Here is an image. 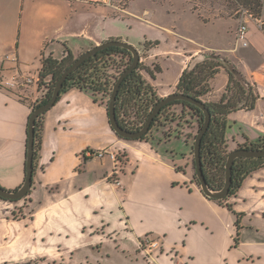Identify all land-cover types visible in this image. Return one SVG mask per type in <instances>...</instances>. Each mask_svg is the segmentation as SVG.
Listing matches in <instances>:
<instances>
[{
  "label": "crops",
  "instance_id": "1",
  "mask_svg": "<svg viewBox=\"0 0 264 264\" xmlns=\"http://www.w3.org/2000/svg\"><path fill=\"white\" fill-rule=\"evenodd\" d=\"M18 6L22 22L26 12L27 19L42 28L35 29L30 46L22 48L19 40L3 37L4 25L0 26V88L17 80L13 88L18 86L23 92L11 97L0 91L2 128L6 126L3 120L12 117L11 106L18 115L13 159L0 151V185L9 190L19 188L26 176L28 120L44 92L38 86L42 59L52 56L61 60L109 39L123 40L137 19L130 12L116 17L108 0H0V19L10 18L4 9ZM248 26V45L231 44L222 56L253 87L258 98L250 110L258 108L261 115L256 120L263 123L256 131L229 123L230 150L264 137V30L255 21L248 20ZM161 30L178 36L165 26ZM188 41V48L175 52L182 57V65L173 85L159 88L150 79L160 98L174 93L182 72L194 58L206 53L201 43ZM31 72L35 76L29 77ZM7 76L14 81L4 82ZM28 78H33L32 82L23 84ZM29 84L35 87L28 88ZM231 114L229 121L238 123L241 118ZM162 132L155 135L156 141L125 140L112 128L103 100L96 101L90 92L79 88L62 93L45 114L38 166L26 198L27 209L32 211L27 218L37 238L29 251L23 247L1 253L0 262L42 249L64 263L77 260L85 264L92 261L89 258L95 257L97 249L94 259L106 254L117 261L123 258V264H148L139 242L149 237L160 240L156 264H264V167L247 176L235 195L219 203L206 196L194 179L192 147L183 154L187 160L184 166L176 159L175 148H160ZM186 142L189 146L190 141ZM87 148L119 153L121 161L108 154L84 158L81 154Z\"/></svg>",
  "mask_w": 264,
  "mask_h": 264
},
{
  "label": "trees",
  "instance_id": "2",
  "mask_svg": "<svg viewBox=\"0 0 264 264\" xmlns=\"http://www.w3.org/2000/svg\"><path fill=\"white\" fill-rule=\"evenodd\" d=\"M192 1H200L202 3L209 1V14H215V18L229 17L233 15V13H230L231 7L224 9L227 13H223V11L215 13V11L217 12L222 9V1L224 0ZM225 1L230 2L231 0ZM235 1L242 7L253 10V13L256 15H260L264 12V5L261 0ZM208 54L219 55L216 53ZM74 60L75 58L72 54H68L61 60L53 58L52 56L44 57L42 59L38 86L44 89V92L42 97L33 105L32 111L40 104L49 100L57 80ZM132 60V53L126 48L110 46L102 49L97 54L87 59L77 70L69 75L64 82L61 94L69 89L79 88L90 92L96 101L103 100V102L108 105V99L118 75L131 64ZM141 64L142 63L140 62L138 67L125 78L121 84L116 100L117 119L123 128L130 131L140 129L145 124L154 105L162 99L158 96L157 91L150 80L155 78V74L160 72V68L156 65L155 68L151 70L142 67ZM222 69H225L228 73V85L218 102H207L205 97L212 91L211 80ZM236 71L235 66L230 69L223 62L215 58H207L198 62L192 68L187 67L182 72L176 86L177 92L188 94L203 101L210 110L211 123L202 140L201 154L204 175L208 184L213 189H219L224 185L225 164L228 154L232 151L229 149L226 136L230 122L229 116L233 111L240 109L239 104L243 101H245V103L241 108L247 110L253 109L255 101L258 98L251 85L249 89L243 85L242 79L245 81L246 79L241 73L239 75L242 79H239ZM146 75H149V77ZM45 114L46 113L41 114L37 118L35 124L34 173L38 166V155L42 141L41 131ZM183 123L186 124V128H190L191 132L194 128H196L198 132L204 123L203 111L198 106L185 100L171 101L164 105L154 118L149 132L137 140H150L149 135L154 131L163 130L165 132V130L171 128V126H182L181 124ZM179 132L181 133V131ZM163 135L166 137L165 133ZM185 136L187 141H190L191 147H193L196 135H190L187 133ZM243 147L253 149L262 148L264 147V137L259 138L255 142L238 145V148ZM120 157L122 156H119L117 161H121ZM263 167L264 157H241L236 159L233 165V180L228 197L223 199H210L219 203H224L229 197L238 192L247 176ZM228 206L231 208V205ZM4 264L9 263L5 262ZM12 264L20 263L16 262Z\"/></svg>",
  "mask_w": 264,
  "mask_h": 264
},
{
  "label": "rangeland",
  "instance_id": "3",
  "mask_svg": "<svg viewBox=\"0 0 264 264\" xmlns=\"http://www.w3.org/2000/svg\"><path fill=\"white\" fill-rule=\"evenodd\" d=\"M208 3L209 1L202 3L200 1L192 0H108V4L114 9L116 17H122L131 13V16L137 18L136 24L132 22L133 27L127 28V31L130 29L128 35H123L122 38L139 49L141 58H144V61L141 60L142 67L153 70L157 65L160 68V72H157L155 74V78L152 79L154 84L159 88H169V86H172L177 80L182 65V57L176 55L175 52H183L186 48H188L190 45L188 39H194L201 43L203 45L202 49L205 50L204 52L206 53H216L223 56L227 55L226 48L229 45L237 44L236 31L240 23L239 21L242 18L241 9L244 7L239 5L235 0H231L230 2L224 0L222 1V9L217 12L215 11V13H220L221 11H223V13H227L224 9L231 7L230 13H233V15L229 17L215 18V14H209L210 9ZM4 11L6 13L7 11L10 12V18L4 17L2 20L0 19V26L2 27L4 25L3 32V29H1L3 37L9 38V40H19L22 48L30 46L31 35L35 34L33 33L35 32V29L41 30L42 25L27 19L26 12L22 22V12L20 6L16 9L7 8L4 9ZM251 11L254 12L253 10ZM220 18H222V20H219ZM145 20L149 23H145ZM236 20L238 21L237 24ZM203 21L209 22V24H206ZM163 26L174 30L178 36L161 30ZM172 26H174L175 29H173L174 27ZM153 36L154 38L156 37L153 41H148L146 39ZM82 53H80V55ZM150 53L154 55L146 60ZM78 56L79 55H73L74 58H77ZM236 64H239L238 61H236ZM30 76H35V72L29 73V77ZM146 76L149 77V75ZM228 79V73L225 69H222L218 74H216V76L211 80L212 91L205 97V100L207 102H218L228 85ZM6 80L14 81L12 76L5 77L4 82H6ZM17 82L18 81L15 80V83ZM33 87H35L33 84L28 85V88L33 89ZM26 90L25 92H27ZM0 91L10 95L11 97H17L20 93H23L18 86L15 88H7L6 85H4L0 88ZM18 99L21 100L22 98L19 97ZM10 108L13 110L12 117H6L3 120L6 122V126L4 128L0 125V151L3 155L6 154L8 159L12 160L15 150L16 133L18 131V115L17 110H15L13 106ZM243 111H245V109H243ZM231 115L232 118H241L238 123L232 121L234 119L229 122L232 126L235 124L237 129L244 127L247 131H256V129H258L263 123L260 119L259 121L256 120L260 118L261 115L258 108L249 111L247 110L245 112L237 110L232 112ZM243 115L246 116V119H242ZM255 120L256 123L252 127L251 124H253ZM181 125L182 126L173 125L169 129H164L165 132H163L166 135L170 134V136H164V138H162L164 134L162 132L163 134L159 137L163 140L161 142L162 144L159 143L161 144L159 146L163 150L175 148V153H177L176 159H178V162H181L185 166L187 160L183 154L187 151V149L191 148L190 142L189 146L186 142L187 138L185 134L187 135L188 133L190 135H197V129L194 128L191 132L190 128H186V124L183 123ZM179 131H181V133ZM156 134H158V130L150 134L149 138L156 141V139H154ZM3 136L6 137L5 140H7L8 144L5 143ZM193 168L194 177L197 178L195 174L196 170L194 159ZM187 171L190 173L191 168H188ZM195 180L198 183V180ZM27 196L28 195L11 203H5L4 200L0 199V254L14 250L17 251V249H21L23 247L25 250L29 251L31 249V245L35 242L34 238H37L36 236H33L32 225L30 223V219L27 218L32 212L30 209H27ZM97 251L98 250L96 249L93 252L95 257L89 258V260L92 261H86L85 264H123L122 262H124L123 258L122 260L117 261L114 257H109L106 254L104 257L94 259L98 255ZM30 253H32V255L25 256L24 258L18 260H12L8 263L67 264L59 259L51 258L48 256L47 252H44L42 249H32ZM103 253H106V248L103 249ZM96 260H99V262H95ZM0 264H4V262H0ZM68 264L79 263L77 260H72L71 262H68Z\"/></svg>",
  "mask_w": 264,
  "mask_h": 264
},
{
  "label": "water",
  "instance_id": "4",
  "mask_svg": "<svg viewBox=\"0 0 264 264\" xmlns=\"http://www.w3.org/2000/svg\"><path fill=\"white\" fill-rule=\"evenodd\" d=\"M110 46H117L128 49L133 56V60L131 64L118 76L116 82L114 83L112 87V91L108 100V114H109V120L112 128L114 131L122 138L130 139V140H137L142 138L146 133L149 132V129L152 125V122L154 121V118L157 116V114L160 112L162 107L166 105L167 103L174 101V100H185L188 102H191L192 104L198 106L204 114V123L202 127L197 132V135L194 140L193 144V156H194V165L196 170V177L199 183V186L201 187L203 193L208 196L209 198L213 199H223L225 197H228L232 185V172H233V165L236 159L244 157V158H259L264 157V147L259 149H253V148H236L230 151L228 154L226 164H225V181L224 185L219 189H213L208 184L206 177L204 175L203 171V163H202V154H201V146H202V140L204 137V134L209 128V125L211 123V113L209 108L207 107L206 103H204L201 100H198L194 98L193 96H190L185 93H179L174 92L171 93L162 99H160L152 108L151 112L149 113L145 124L138 130L130 131L125 128H123L116 116V100L117 96L121 87V84L125 80V78L138 67L139 63L141 62V55L139 49L131 44L130 42L122 39H109L107 41H104L98 45H95L79 55L75 60L71 63V65L65 69V71L61 74L59 79L57 80L53 93L49 100L43 104H40L35 109H33L32 113L30 114L29 120H28V140H27V155H26V176L21 184V186L15 190H9L4 188L0 185V198L8 201H17L28 195L32 189L33 186V180H34V154H35V148H34V140H35V124L37 118L43 114L46 113L50 108H52L56 102L58 101L61 90L63 88L64 82L67 80L69 75L73 73L75 70H77L87 59L91 58L95 54H97L100 50L105 49ZM207 58H215L221 62H223L228 68H233L234 65L228 61L225 57L222 55H212L208 53L201 54L200 56L193 59L191 62L189 68H192L195 64L198 62H201ZM237 72V77L239 79H242L240 77V72ZM243 85L249 89L250 84L242 79ZM245 101L241 102L239 104V108H241L244 105Z\"/></svg>",
  "mask_w": 264,
  "mask_h": 264
},
{
  "label": "built area",
  "instance_id": "5",
  "mask_svg": "<svg viewBox=\"0 0 264 264\" xmlns=\"http://www.w3.org/2000/svg\"><path fill=\"white\" fill-rule=\"evenodd\" d=\"M264 5V0H261ZM264 8V6H263ZM241 21L239 23L238 29L236 31V39L238 43H241L243 46H247L248 41V33H249V26L248 20L255 21L258 26L264 30V21H263V13L260 15L254 14L247 8L241 9ZM33 79V78H32ZM31 78L24 80L22 83H30L32 82ZM15 82H6V85L9 87H14ZM110 155V157L117 161L119 157V153L108 151V150H94L91 148L85 149L81 154L84 158L86 157H103L104 155ZM120 184L119 181L116 182ZM140 251L143 254L144 258L146 259L148 264H156V251L160 248V240L158 239H151L146 237L139 242Z\"/></svg>",
  "mask_w": 264,
  "mask_h": 264
},
{
  "label": "flooded vegetation",
  "instance_id": "6",
  "mask_svg": "<svg viewBox=\"0 0 264 264\" xmlns=\"http://www.w3.org/2000/svg\"><path fill=\"white\" fill-rule=\"evenodd\" d=\"M24 198V197H23Z\"/></svg>",
  "mask_w": 264,
  "mask_h": 264
}]
</instances>
